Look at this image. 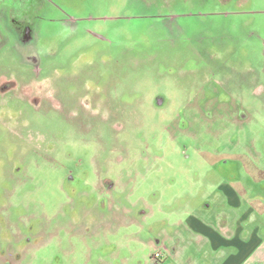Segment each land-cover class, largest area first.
Here are the masks:
<instances>
[{
	"label": "rangeland",
	"instance_id": "obj_1",
	"mask_svg": "<svg viewBox=\"0 0 264 264\" xmlns=\"http://www.w3.org/2000/svg\"><path fill=\"white\" fill-rule=\"evenodd\" d=\"M201 203L264 229V0H0V264L149 261Z\"/></svg>",
	"mask_w": 264,
	"mask_h": 264
},
{
	"label": "crops",
	"instance_id": "obj_2",
	"mask_svg": "<svg viewBox=\"0 0 264 264\" xmlns=\"http://www.w3.org/2000/svg\"><path fill=\"white\" fill-rule=\"evenodd\" d=\"M249 187L244 185L245 189ZM211 188L221 191V200L231 208L238 204L239 185L218 184ZM208 205L213 207L212 203ZM208 205L199 204L196 213L187 214L184 218L166 216L164 222L167 228H164L161 240L148 242L151 248L149 261H137L134 264H264V229L251 226L254 220L251 212L234 215V218L229 212L210 210ZM206 208L209 212H205ZM148 219L153 223L157 221L152 213ZM233 220L235 222L232 223ZM139 225L141 228L142 225ZM132 237L139 239L136 233H132ZM190 243L194 244V248L189 246ZM160 245L165 246L166 253L163 259L157 261L152 258V253ZM196 249L200 253L197 256L194 254ZM139 250L135 248L134 252ZM122 260L120 264H129Z\"/></svg>",
	"mask_w": 264,
	"mask_h": 264
},
{
	"label": "built area",
	"instance_id": "obj_3",
	"mask_svg": "<svg viewBox=\"0 0 264 264\" xmlns=\"http://www.w3.org/2000/svg\"><path fill=\"white\" fill-rule=\"evenodd\" d=\"M166 248L163 245H160L158 248L155 249V251L152 253V258L154 260H161L165 256Z\"/></svg>",
	"mask_w": 264,
	"mask_h": 264
}]
</instances>
